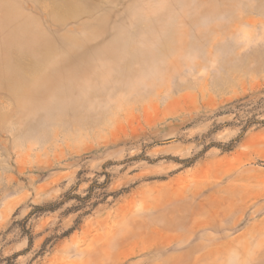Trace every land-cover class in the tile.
Wrapping results in <instances>:
<instances>
[{"label": "rangeland", "instance_id": "1", "mask_svg": "<svg viewBox=\"0 0 264 264\" xmlns=\"http://www.w3.org/2000/svg\"><path fill=\"white\" fill-rule=\"evenodd\" d=\"M0 264H264V0H0Z\"/></svg>", "mask_w": 264, "mask_h": 264}, {"label": "trees", "instance_id": "2", "mask_svg": "<svg viewBox=\"0 0 264 264\" xmlns=\"http://www.w3.org/2000/svg\"><path fill=\"white\" fill-rule=\"evenodd\" d=\"M94 186H95V185H92V186L90 187V188H91V189H90V192L93 191L92 188H94ZM102 193H103V192H102ZM82 202H87V200L84 199V200H82ZM84 204H85V203H82V204H80V205H78V206H82V205H84ZM95 204H97V202H94V203H93V205H95ZM48 207H55V205H49ZM37 208H40V209H41V208H43V206H37Z\"/></svg>", "mask_w": 264, "mask_h": 264}]
</instances>
